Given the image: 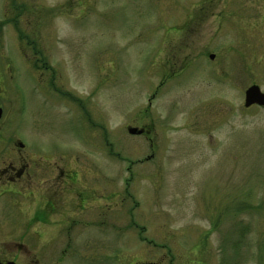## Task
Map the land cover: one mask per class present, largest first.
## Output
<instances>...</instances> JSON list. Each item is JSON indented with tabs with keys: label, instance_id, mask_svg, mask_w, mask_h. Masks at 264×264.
Segmentation results:
<instances>
[{
	"label": "rangeland",
	"instance_id": "374dc122",
	"mask_svg": "<svg viewBox=\"0 0 264 264\" xmlns=\"http://www.w3.org/2000/svg\"><path fill=\"white\" fill-rule=\"evenodd\" d=\"M251 85L264 93V0H0V148L104 196L100 227L97 209L62 219L69 235L23 218L0 242L53 264H264Z\"/></svg>",
	"mask_w": 264,
	"mask_h": 264
},
{
	"label": "flooded vegetation",
	"instance_id": "af4514ba",
	"mask_svg": "<svg viewBox=\"0 0 264 264\" xmlns=\"http://www.w3.org/2000/svg\"><path fill=\"white\" fill-rule=\"evenodd\" d=\"M0 128H3V123L0 124ZM17 145L20 151L25 150L20 143ZM10 150L8 146L0 148V234L10 232L12 228L9 227V222L11 220L21 224V219L31 218L38 221L40 226L41 224L45 226L51 224V231L49 233L53 232L56 235L63 232L65 235H69L71 227L67 226L66 221L62 219H74V217H81L83 219L85 213L91 210L92 214H95L96 209L98 211L96 214L99 217L98 227H100L104 213L103 193L98 199H95L94 187L87 184L88 182L86 180L78 184V180L74 179L73 175H69L71 173L65 172L63 165H51L44 159L43 162L39 153H34V158L28 157L26 159L21 156V158H17L19 161L11 162L8 157ZM48 176H54V179H47ZM18 197L27 199L29 202L30 200L35 202L34 208L37 209V212L31 217H28L29 212L22 210L15 211L11 214L7 203L9 201H16ZM68 198L71 200H68ZM47 200H50L52 204L50 203L46 207L44 201L47 202ZM40 217L46 218L45 221ZM38 228L39 231H37V234L41 235L44 233L42 230L45 228ZM22 229H24L23 225L14 230L12 229V231L24 233L25 231ZM6 245L0 242V264H53L52 261L58 263L61 260V258L55 259V253H52V251L45 253L40 251L39 253L38 249H33V247L30 249L21 242L14 243L12 247H7ZM68 246L69 244L67 243L65 249L61 250V256L67 253ZM164 261L166 264H172L171 260Z\"/></svg>",
	"mask_w": 264,
	"mask_h": 264
},
{
	"label": "water",
	"instance_id": "95a60500",
	"mask_svg": "<svg viewBox=\"0 0 264 264\" xmlns=\"http://www.w3.org/2000/svg\"><path fill=\"white\" fill-rule=\"evenodd\" d=\"M210 59L213 58V55H210ZM258 106V107H264V93L261 92L258 86L251 85L247 87L244 91V102L243 106L244 108H249L251 106ZM141 130H138L137 128H128L127 133L130 135H140ZM21 146V145H19Z\"/></svg>",
	"mask_w": 264,
	"mask_h": 264
},
{
	"label": "trees",
	"instance_id": "16d2710c",
	"mask_svg": "<svg viewBox=\"0 0 264 264\" xmlns=\"http://www.w3.org/2000/svg\"><path fill=\"white\" fill-rule=\"evenodd\" d=\"M41 55V54H40ZM43 57V56H42ZM43 64V63H42ZM41 67H43V68H45L46 69V67L44 66V65H42ZM48 68V67H47Z\"/></svg>",
	"mask_w": 264,
	"mask_h": 264
}]
</instances>
